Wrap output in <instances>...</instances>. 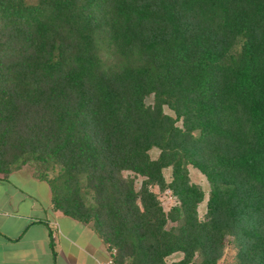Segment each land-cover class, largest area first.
Instances as JSON below:
<instances>
[{
    "label": "trees",
    "instance_id": "trees-1",
    "mask_svg": "<svg viewBox=\"0 0 264 264\" xmlns=\"http://www.w3.org/2000/svg\"><path fill=\"white\" fill-rule=\"evenodd\" d=\"M26 164L116 264H218L230 237L264 264V0H0V179Z\"/></svg>",
    "mask_w": 264,
    "mask_h": 264
},
{
    "label": "crops",
    "instance_id": "crops-1",
    "mask_svg": "<svg viewBox=\"0 0 264 264\" xmlns=\"http://www.w3.org/2000/svg\"><path fill=\"white\" fill-rule=\"evenodd\" d=\"M111 252L91 225L54 208L47 181L23 169L0 179V264H102Z\"/></svg>",
    "mask_w": 264,
    "mask_h": 264
},
{
    "label": "rangeland",
    "instance_id": "rangeland-1",
    "mask_svg": "<svg viewBox=\"0 0 264 264\" xmlns=\"http://www.w3.org/2000/svg\"><path fill=\"white\" fill-rule=\"evenodd\" d=\"M148 103H153L154 102V95H151L147 98ZM165 111L172 115L176 116V113L174 110L169 108L168 106H165ZM179 125H183L182 120L178 122ZM159 149L154 148L151 150V155L154 158H157L159 156ZM24 170V172H29L33 174L35 177L37 176V169L35 168L34 165L32 164H26L24 165L20 170ZM19 171V170H17ZM189 172H190V177L193 182L198 183L199 185L202 186V188L205 191V199L200 203L199 205V213L201 218H205L206 213H207V205H208V199H209V192L211 189L210 182L206 175L199 170L198 168L194 167L193 165H189ZM126 175L132 174L131 172H125ZM165 175L168 181H171L172 178V168H166L165 169ZM144 177L138 176L136 178V186L139 189L141 187L142 181ZM152 190L158 194L159 199L162 202V205L166 211H169L172 207L180 204V200L177 195L173 193V191L169 188L162 190L159 185L155 184L151 186ZM173 224V223H171ZM229 240H232V237H230L227 241V246L224 251V255L222 258L219 260L218 264H238V260L236 258V251L237 249L234 247V244L230 242ZM114 250V249H113ZM112 250V251H113ZM115 255L117 254V249H115ZM114 255V257H115ZM173 257H169L168 260L171 261L172 259H177L178 255H172ZM173 261V260H172Z\"/></svg>",
    "mask_w": 264,
    "mask_h": 264
},
{
    "label": "built area",
    "instance_id": "built-area-1",
    "mask_svg": "<svg viewBox=\"0 0 264 264\" xmlns=\"http://www.w3.org/2000/svg\"><path fill=\"white\" fill-rule=\"evenodd\" d=\"M115 252H116V250L114 249V250L111 252V256H110V258H109L107 261L103 262L102 264H116V263H115V260H114Z\"/></svg>",
    "mask_w": 264,
    "mask_h": 264
}]
</instances>
